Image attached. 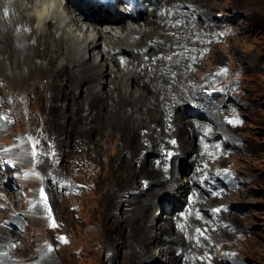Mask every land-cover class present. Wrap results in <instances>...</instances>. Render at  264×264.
<instances>
[{
    "label": "rangeland",
    "instance_id": "374dc122",
    "mask_svg": "<svg viewBox=\"0 0 264 264\" xmlns=\"http://www.w3.org/2000/svg\"><path fill=\"white\" fill-rule=\"evenodd\" d=\"M125 1L96 13L129 21L133 5ZM142 1L143 11L159 7ZM173 1V17L185 23L174 31L175 49L190 60L183 75L202 83V99L161 108L162 121L148 127L109 122L114 116L98 113L104 105L84 87L56 108L37 105L32 119L7 116L0 103V175L20 206L0 188V201L18 216L6 223L17 245L6 260L0 253V264H123L149 232L143 215L151 204L159 226L171 213L177 225L176 215L186 225L195 215L193 264H264V0ZM183 179L203 206L190 211L188 195L174 199L173 184ZM61 217L69 224L59 245L53 227ZM161 247L125 264H176Z\"/></svg>",
    "mask_w": 264,
    "mask_h": 264
},
{
    "label": "bare ground",
    "instance_id": "6f19581e",
    "mask_svg": "<svg viewBox=\"0 0 264 264\" xmlns=\"http://www.w3.org/2000/svg\"><path fill=\"white\" fill-rule=\"evenodd\" d=\"M152 1L159 7L151 5L154 8L149 13L143 11L145 2L142 0H126L125 6L133 5L132 13L127 16L130 22L118 21L119 18L112 19L113 22L96 13L107 8L110 11V5L103 3L104 0H95L89 8L85 0H0V103L6 115L22 112L32 119L37 105L45 102L56 108L61 100L84 87L93 102L104 105L98 113L114 116L108 119L109 122L114 125L124 123L126 127H148L162 119L161 108L202 99V83L184 77L190 71V60L183 57L182 46L175 49L181 43L174 31H179V24H185L173 17L180 3ZM102 19L108 21L102 22ZM122 55L126 56V66L121 63ZM169 55L170 61L166 65ZM123 118L125 120L121 121ZM190 122L193 120H184L174 129L178 131L185 127L184 123ZM196 150L190 148L187 151ZM196 170L199 171L198 167ZM159 171L162 174L159 179L164 178L165 173ZM7 178L0 175V188L7 190L9 198L20 208L18 190H9ZM159 179L151 178L157 182ZM23 181L28 182V179ZM16 182L14 179L12 187ZM189 182L183 179L173 184V194L175 200L188 195L191 211L203 203L201 198L194 202ZM171 201L169 205L174 204ZM152 206H147L143 215V220L150 226L144 225L143 232H149L144 233L145 240L137 244L135 251L127 250L123 264L129 259L138 260L145 255L144 250L148 254V249L151 252L162 243L165 247L159 252L169 254L170 262L179 264L183 260L184 264H193L194 259L188 254L199 250L194 245L193 224H198L195 215H189L193 228L179 215L176 217L181 218V223L175 224L172 213L165 215L168 222L159 226L153 214L149 219L154 210V207L151 210ZM187 215L184 213V217ZM17 218L7 202L0 201V253L2 257L5 255L4 260L13 255L12 250L17 245L11 241L13 232L6 223ZM68 224L69 220L61 217L54 225L55 244L60 245L63 237L68 236ZM174 233L177 236L172 238ZM179 251L183 258L176 254ZM17 253L18 250L14 252L15 257H19ZM155 255L152 252V257Z\"/></svg>",
    "mask_w": 264,
    "mask_h": 264
}]
</instances>
